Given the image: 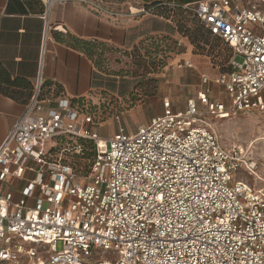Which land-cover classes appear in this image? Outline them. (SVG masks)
Wrapping results in <instances>:
<instances>
[{
  "label": "built area",
  "instance_id": "obj_1",
  "mask_svg": "<svg viewBox=\"0 0 264 264\" xmlns=\"http://www.w3.org/2000/svg\"><path fill=\"white\" fill-rule=\"evenodd\" d=\"M236 1L184 5L233 50L232 71L216 79L229 105L208 92L180 112L164 100L149 124L103 137L101 119L68 99L43 113L38 81L0 144V264H264V191L235 179L253 164L206 121L264 111V13ZM60 136L94 143L89 177L53 158ZM107 251L116 258L97 259Z\"/></svg>",
  "mask_w": 264,
  "mask_h": 264
},
{
  "label": "crops",
  "instance_id": "obj_2",
  "mask_svg": "<svg viewBox=\"0 0 264 264\" xmlns=\"http://www.w3.org/2000/svg\"><path fill=\"white\" fill-rule=\"evenodd\" d=\"M93 1L111 13H103L81 0H58L49 7L46 0H0V144L24 113L39 80L42 82L43 113L50 107H57L60 99H68L78 106L88 101L98 114L102 103H105L101 94L117 95L120 93L119 84L127 79L117 70L120 52L136 49L151 37L169 35L177 40L185 50L177 53L175 60L186 61L190 68L197 69L198 60L190 51L192 44L186 42L176 22L163 15L166 6L172 8L197 0ZM235 3H239L238 0ZM139 8H148L151 12L129 15L131 9ZM157 8L161 13H155ZM79 41H96L106 45V62H103L105 71L96 66L94 60L78 46ZM193 73L192 69H181L178 72V77H184V84L189 87L187 101H197L199 94L205 92L214 99L210 94L214 91L211 81L205 86L202 84L203 78L208 76L203 74L202 83H199ZM217 89L224 94L225 89ZM225 94L227 100L219 101L229 105L230 95L227 91ZM157 97L158 100L152 101L151 95L142 96L144 112L146 109L150 111L142 117L131 120L124 114L122 117L116 116L123 124L117 131L124 128L134 132L140 126L149 124L154 117L162 114L163 98L171 102L176 112L187 108V105L175 106L170 98L161 95V91ZM147 100H150L149 103ZM106 127L109 128L108 125ZM99 134L105 136L104 133Z\"/></svg>",
  "mask_w": 264,
  "mask_h": 264
},
{
  "label": "rangeland",
  "instance_id": "obj_3",
  "mask_svg": "<svg viewBox=\"0 0 264 264\" xmlns=\"http://www.w3.org/2000/svg\"><path fill=\"white\" fill-rule=\"evenodd\" d=\"M238 1L244 6L256 4L264 12L263 0ZM176 15L175 20L182 25L184 35L181 34L186 38V42L192 44V37L198 39V45L192 44L190 47L193 57L198 60L197 69L195 67L190 68L186 61L178 62L175 60L176 54L184 51L185 47L176 44L174 38H151L136 49L120 52L117 70L121 76H126L127 79L119 84L120 93L117 95L105 96L104 93L101 94V99L105 100V103H102L101 111L97 116L100 115L102 125H97L96 130L99 133H104L105 136L103 137H108L110 132L111 135L115 134L118 127L123 125L122 120L116 119V116L122 117L124 114L134 120L135 117L145 115L144 113L148 109L144 112V108L141 106L142 96L145 94H150L153 97L152 101H156L159 91H161V95L170 98L175 106L184 105L186 107L189 87L184 84L186 83L184 77H178V72L181 69L194 70L193 74L198 77L199 83H202V75L206 74L209 79L208 82L211 81L210 85L214 88V91L210 93L211 96L218 100L227 98L225 87L216 83V79L220 74L231 71L230 60L233 50L220 38L205 35V31L192 15L179 11ZM187 32H190L191 36L185 34ZM238 60L242 61L241 58ZM108 68L110 67L108 66ZM108 68L106 67V69ZM202 84L207 85V83ZM216 87L225 89L224 94L219 93ZM163 99L161 102H164ZM149 101L147 100L148 103ZM85 105L96 114L95 107L91 103L87 101ZM206 121L214 128L224 145L228 148H239L245 157L252 162L253 167L251 169L245 167L239 169L235 174V179L244 181L255 190L264 191V111L234 112L225 118L210 116L207 117ZM102 126L106 128L104 127V129ZM126 131L130 132L128 129ZM56 142L52 140L48 142V147L53 150L51 152L53 158L61 154V149H63V147L58 146L55 148ZM68 142L65 138L57 142L71 148L70 151L63 153L66 162L73 165L81 177H89L94 157L93 145L86 144L81 151L77 152L76 149H72V145L67 144ZM26 247H30V245ZM58 248H62L61 242L58 243ZM102 255L97 259L114 260L116 258L113 251H107Z\"/></svg>",
  "mask_w": 264,
  "mask_h": 264
},
{
  "label": "trees",
  "instance_id": "obj_4",
  "mask_svg": "<svg viewBox=\"0 0 264 264\" xmlns=\"http://www.w3.org/2000/svg\"><path fill=\"white\" fill-rule=\"evenodd\" d=\"M197 1H199V0H197ZM194 2H196V1H194ZM189 3H192V2H186V3H182V4H179V5H177V6H174V7H169V6H166L165 7V14H163L165 17H167V18H169V19H172L173 21H175L176 22V25H177V27H178V30L180 31V33H183V31H182V25H180L179 24V22H177L176 20H175V16H177L176 14H177V12L179 11V12H181V13H186V14H190V15H192L193 16V18L200 24V26L203 28V30L205 31V35H211L210 34V32L208 31V29L207 28H205L203 25H201V23L199 22V20L195 17V15L193 14V12L191 11V10H189L188 8H186V7H184V5H186V4H189ZM161 11H163V10H161ZM161 13V12H159V9L157 8L156 10H155V13ZM185 34H190V36H191V33L190 32H187V33H185ZM183 35H184V33H183ZM161 37H164V38H168V39H171L172 37H170L169 35H166V36H161ZM216 37V36H215ZM151 38H155V37H151ZM150 38V39H151ZM219 38V37H218ZM149 39V40H150ZM173 39V38H172ZM174 40V42L177 44L178 43V41L177 40H175V39H173ZM207 43V42H206ZM79 45V47L82 49V50H84L85 51V53L91 58V59H93L94 60V62H95V64H96V66H98V67H102V69H104L105 67H104V64H103V62H106L105 61V56H104V54L106 53V51L108 50V48L106 47V45L105 44H103V43H101V42H96V41H79V43H78ZM192 44H194L195 46L196 45H198V39L197 38H193L192 37ZM105 71V70H104ZM231 71H232V69H231ZM230 71V72H231ZM145 94V93H144ZM145 95H150V94H145ZM74 106H76V107H78V108H80V109H85V110H89L88 108H87V106L85 105V104H83V103H81L80 105L81 106H78V105H75V104H73ZM89 111H91V110H89ZM92 112V111H91ZM96 115V118H100V115H98L97 116V113L95 114ZM101 119V118H100ZM67 139V141H69L67 144L68 145H72L71 147H72V149H76L78 146L81 148V150H82V147L83 146H85L86 144H92L93 145V156L95 157V154H96V151H95V145H94V143L92 142V141H90V140H85V139H81V138H72V137H70V136H60V137H58V138H56L54 141H57V142H59L60 141V139ZM74 142V143H71V142ZM56 142V147L55 148H58V147H63V149H61V153H64V152H68V151H70L71 150V148L70 147H68L67 145H64V144H61V143H57ZM58 146V147H57ZM53 150H51V148H50V152H52ZM51 155H52V153H51ZM94 157H93V160H94ZM63 159L65 160V158H64V156H63ZM66 161V160H65Z\"/></svg>",
  "mask_w": 264,
  "mask_h": 264
}]
</instances>
